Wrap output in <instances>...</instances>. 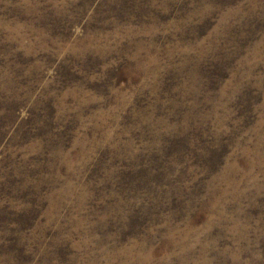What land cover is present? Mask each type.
Listing matches in <instances>:
<instances>
[{"label":"rangeland","instance_id":"374dc122","mask_svg":"<svg viewBox=\"0 0 264 264\" xmlns=\"http://www.w3.org/2000/svg\"><path fill=\"white\" fill-rule=\"evenodd\" d=\"M0 264H264V0H0Z\"/></svg>","mask_w":264,"mask_h":264}]
</instances>
